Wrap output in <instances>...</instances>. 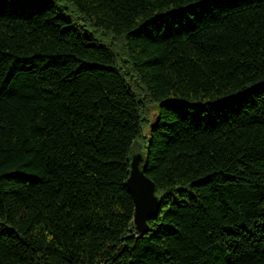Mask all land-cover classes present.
<instances>
[{
	"label": "trees",
	"instance_id": "obj_1",
	"mask_svg": "<svg viewBox=\"0 0 264 264\" xmlns=\"http://www.w3.org/2000/svg\"><path fill=\"white\" fill-rule=\"evenodd\" d=\"M0 264H264V0H0Z\"/></svg>",
	"mask_w": 264,
	"mask_h": 264
},
{
	"label": "water",
	"instance_id": "obj_2",
	"mask_svg": "<svg viewBox=\"0 0 264 264\" xmlns=\"http://www.w3.org/2000/svg\"><path fill=\"white\" fill-rule=\"evenodd\" d=\"M152 123L150 124V127ZM146 154L130 153L129 173L125 185L133 201L134 233L138 236L148 231L147 221L157 214L159 199L154 182L145 174Z\"/></svg>",
	"mask_w": 264,
	"mask_h": 264
},
{
	"label": "rangeland",
	"instance_id": "obj_3",
	"mask_svg": "<svg viewBox=\"0 0 264 264\" xmlns=\"http://www.w3.org/2000/svg\"><path fill=\"white\" fill-rule=\"evenodd\" d=\"M144 132H147V128L144 129ZM141 152L144 154V148L142 147V145L140 143H136L134 142V144L131 147V152L135 153V152Z\"/></svg>",
	"mask_w": 264,
	"mask_h": 264
}]
</instances>
